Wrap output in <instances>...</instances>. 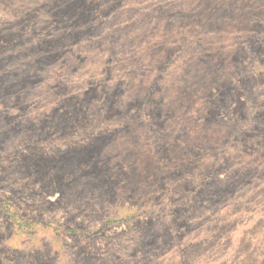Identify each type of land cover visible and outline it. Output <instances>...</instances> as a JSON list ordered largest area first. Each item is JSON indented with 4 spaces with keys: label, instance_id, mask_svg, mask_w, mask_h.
<instances>
[{
    "label": "rangeland",
    "instance_id": "374dc122",
    "mask_svg": "<svg viewBox=\"0 0 264 264\" xmlns=\"http://www.w3.org/2000/svg\"><path fill=\"white\" fill-rule=\"evenodd\" d=\"M0 264H264V0H0Z\"/></svg>",
    "mask_w": 264,
    "mask_h": 264
}]
</instances>
